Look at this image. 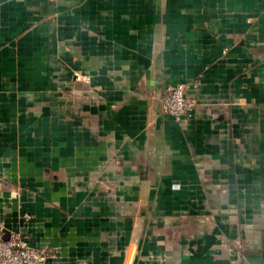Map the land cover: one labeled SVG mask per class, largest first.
Listing matches in <instances>:
<instances>
[{"label": "crops", "instance_id": "crops-1", "mask_svg": "<svg viewBox=\"0 0 264 264\" xmlns=\"http://www.w3.org/2000/svg\"><path fill=\"white\" fill-rule=\"evenodd\" d=\"M0 217L47 264L260 257L264 0H0Z\"/></svg>", "mask_w": 264, "mask_h": 264}, {"label": "built area", "instance_id": "built-area-1", "mask_svg": "<svg viewBox=\"0 0 264 264\" xmlns=\"http://www.w3.org/2000/svg\"><path fill=\"white\" fill-rule=\"evenodd\" d=\"M185 88L183 84L167 86L159 101V113L172 117L176 122L191 116L196 104L186 96ZM48 257L45 248L30 246L19 233H11L5 240L0 217V264H47Z\"/></svg>", "mask_w": 264, "mask_h": 264}, {"label": "water", "instance_id": "water-1", "mask_svg": "<svg viewBox=\"0 0 264 264\" xmlns=\"http://www.w3.org/2000/svg\"><path fill=\"white\" fill-rule=\"evenodd\" d=\"M4 239H7V235H4ZM242 264H264V250L260 252V257L244 255Z\"/></svg>", "mask_w": 264, "mask_h": 264}]
</instances>
